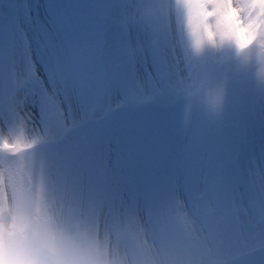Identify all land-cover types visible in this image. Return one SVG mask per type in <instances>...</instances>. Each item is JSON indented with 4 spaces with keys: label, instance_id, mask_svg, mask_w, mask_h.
<instances>
[{
    "label": "rangeland",
    "instance_id": "1",
    "mask_svg": "<svg viewBox=\"0 0 264 264\" xmlns=\"http://www.w3.org/2000/svg\"><path fill=\"white\" fill-rule=\"evenodd\" d=\"M221 2L0 0V165L42 129L140 264H264V0Z\"/></svg>",
    "mask_w": 264,
    "mask_h": 264
},
{
    "label": "clouds",
    "instance_id": "2",
    "mask_svg": "<svg viewBox=\"0 0 264 264\" xmlns=\"http://www.w3.org/2000/svg\"><path fill=\"white\" fill-rule=\"evenodd\" d=\"M215 9L214 25L223 27L233 8L248 18L246 0L208 4ZM253 18L264 20L256 5ZM184 101H178L182 107ZM33 129V147L22 154L7 149L0 186V264H140L127 241L117 238L111 221L89 216L73 204L56 184L53 160L57 144ZM11 142V140H10ZM149 226H144L147 233Z\"/></svg>",
    "mask_w": 264,
    "mask_h": 264
}]
</instances>
